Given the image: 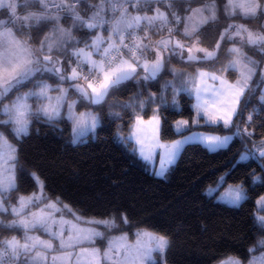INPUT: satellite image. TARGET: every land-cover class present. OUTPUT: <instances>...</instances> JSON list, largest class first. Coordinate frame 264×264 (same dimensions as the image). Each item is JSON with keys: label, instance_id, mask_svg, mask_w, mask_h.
I'll return each mask as SVG.
<instances>
[{"label": "snow or ice", "instance_id": "snow-or-ice-1", "mask_svg": "<svg viewBox=\"0 0 264 264\" xmlns=\"http://www.w3.org/2000/svg\"><path fill=\"white\" fill-rule=\"evenodd\" d=\"M221 16L230 22L221 26ZM253 19H264V0H0V216L11 217L0 219V264H157L153 254L163 257L170 245L168 236L146 228L138 229L134 240L122 234L109 238L103 250L96 247V239L104 237L98 227L118 228L116 217L79 214L59 196L50 197L45 180L35 172L31 176L36 190L12 200V193L19 191L17 171L22 174L25 169L9 136L20 141L30 135L34 123L57 127L68 121L73 132L70 142L80 143L95 131L101 116L91 107L78 111L77 105H104L129 81L146 85L158 82L165 72L173 77L164 81L159 93L142 98L138 91L130 100L113 105L132 116L127 135L117 133L119 142L131 144L130 151L146 162H154L159 150L155 175L164 177L187 145L216 152L228 148L234 138L243 149L236 164L255 161L264 171V135L255 138L256 121H264V24L253 28L237 22ZM213 24L221 30L205 46L208 26ZM44 29L48 31L34 45L30 34ZM246 48L260 58L249 55ZM222 52L227 62L210 70ZM173 58L193 70L169 67ZM229 72L236 73L235 79H229ZM169 89L171 103L165 95ZM70 91L78 100H69ZM10 93L14 97L3 103ZM182 94L193 100V114L174 122L181 139L162 140L161 127L167 119L162 109L183 116ZM149 108L152 114L145 119ZM109 116L123 119L121 112L110 111ZM202 121L228 129L231 135H184ZM229 174L220 177L216 189H209L210 197ZM251 177L253 185L264 186V176L253 171ZM215 198L239 206L250 197L241 183L229 185ZM256 203L264 211V195ZM120 220L128 223L126 216ZM255 220L264 229V215ZM258 244L264 246V239ZM220 264L241 261L229 257ZM249 264H264V255L253 257Z\"/></svg>", "mask_w": 264, "mask_h": 264}, {"label": "trees", "instance_id": "trees-1", "mask_svg": "<svg viewBox=\"0 0 264 264\" xmlns=\"http://www.w3.org/2000/svg\"><path fill=\"white\" fill-rule=\"evenodd\" d=\"M218 2L222 3V0ZM239 21L253 28L263 24V19L237 22ZM229 22L221 16L219 23L222 26ZM47 30H33L30 34L31 42H39ZM219 30L220 27L215 24L208 26L205 46L212 44ZM28 35L25 33L24 38ZM76 35L80 36L81 33L77 32ZM229 46L226 45L225 48ZM245 50L249 55L260 58L254 49ZM227 59V55L222 52L219 60L210 66V70L221 68ZM168 66L193 70L175 58ZM228 76L229 79H234L236 73L229 72ZM171 79L172 75L165 72L158 78V82H148L145 85L129 81L120 91L109 96L104 105L78 104L79 110L91 107L101 116L95 135L89 133L80 143L70 142L72 127L68 121L58 122L57 127L34 123L30 135L20 141L9 136L17 145L25 169L22 174L17 171L19 191L12 193L13 203L16 195H27L36 190L31 176L35 172L45 180V191L50 197L55 199L59 196L74 211L79 210V214L101 219L115 216L119 227L107 230L102 225L104 236L127 231L130 237H134V230L137 228H146L168 236L170 245L164 253L166 264H216L228 256L245 263L252 255L264 250V246L258 244L259 240L264 239V229L255 220L257 213L264 215V211L257 210L256 203L259 196L264 195V186L253 185L251 177L253 171L261 176H264V171L259 162L236 164L243 151L238 139L234 138L228 148L216 152H210L198 144L185 146L164 177L147 169L144 161L130 151L131 144L119 142L117 133L127 135L132 116L113 105L130 100L138 91L143 92L142 98H146L149 92L159 93L164 81ZM14 94L10 93L6 99H11ZM165 95L171 103V90ZM179 101L183 116L177 115L172 109H162L161 115L167 118L161 127L162 140L171 141L182 137L175 132L174 122L181 118L190 119L193 114L190 107L193 100L190 97L182 94ZM250 110L251 105L248 111ZM110 111L121 112L123 119L113 120L109 116ZM248 111L244 112V119L247 118ZM151 114L149 108L145 119ZM262 122L264 121H256L257 139L264 135V127L259 126ZM192 131L220 134L230 132L221 126L205 125L203 122L192 126L184 135ZM234 165L236 166L233 167ZM225 173L230 174L210 197L206 189L217 186ZM241 183L250 198L239 206L227 205L215 198L227 185ZM121 215L128 218V223H121ZM0 219L8 221L11 217L2 215ZM3 234L22 235L20 232ZM103 239L98 238L97 242L102 244ZM251 248H255V251L250 252ZM156 262L161 264L160 260Z\"/></svg>", "mask_w": 264, "mask_h": 264}, {"label": "rangeland", "instance_id": "rangeland-1", "mask_svg": "<svg viewBox=\"0 0 264 264\" xmlns=\"http://www.w3.org/2000/svg\"><path fill=\"white\" fill-rule=\"evenodd\" d=\"M238 21V20H237ZM238 23H243V22H241V21H239ZM48 31V30H47ZM105 34V33H104ZM105 35H107V34H105ZM44 36V35H43ZM43 36H42V38H43ZM41 38V39H42ZM40 39V40H41ZM38 43L39 42H37V43H35L34 45H38ZM235 79V78H234ZM64 87H67L68 85L67 84H64L63 85ZM29 88L31 87V85L30 86H28ZM21 91H27V88H22L21 89ZM15 95V94H14ZM14 95H13V97H14ZM12 97V98H13ZM11 98V99H12ZM6 97L4 98V100H3V103H9L10 102V98L9 99H6ZM69 100H78V96H77V94L74 92V91H70V93H69ZM86 108H84L83 110H79L78 109V105H77V110L78 111H84ZM91 110H93V109H91ZM94 111V110H93ZM96 112V111H95ZM98 113V112H97ZM71 127H72V125H71ZM95 132H96V129H95V131L94 132H89V133H91L93 136L95 135ZM192 132H198V133H204V134H210V133H212V132H203V131H192ZM89 133H87L86 135H88ZM191 134V132L189 133V134H187V135H190ZM212 134H217V135H221V136H224V135H231V133L229 132V133H223V134H220V133H212ZM85 135V136H86ZM72 137H73V132H72V130H71V139H72ZM82 139H84L83 137L81 138V140ZM179 139H181V138H179ZM11 140V139H10ZM177 140V139H176ZM14 144H15V142L14 141H12ZM144 163H145V167L147 168V169H149L150 171H152V172H155V170H157L158 168H159V150H158V152H157V156H156V159H155V161L154 162H145L144 161ZM165 176H167V173H166V175ZM220 180V179H219ZM229 185H237V184H229ZM229 185H227L226 187H224L220 192H219V194H218V196L217 197H219L222 193H224L227 189H228V187H229ZM217 188V186H209L207 189H206V193H209V189H216ZM259 209V206L257 205V210ZM260 210V209H259ZM259 215H261L260 213H257V216H259ZM98 219H101V218H98ZM138 229H141V228H137V229H135L134 230V233L138 230ZM98 230L99 231H101V232H103V228H102V225L101 226H99L98 227ZM149 230V229H148ZM151 231V230H150ZM154 232V231H153ZM157 233V232H156ZM38 234H40V235H42L43 236V238H47L46 236H44V234L43 233H38ZM122 234H127V236H128V238H129V240H134L135 239V235H134V237H130V235H129V233L126 231H124V232H120V233H111V234H109V235H105L103 238V240H104V242L101 244L100 243V241H99V243L97 242V240H98V238L96 239V241H95V246L96 247H99V248H101L102 250H103V248H105L106 246H107V242H108V239L109 238H111V237H113V236H120V235H122ZM160 234V233H159ZM102 240V241H103ZM101 241V242H102ZM262 255H264V251H261V252H259V254H257V255H254V256H251L250 257V259L247 261V262H245V263H243L242 261H241V264H249V261L250 260H252V258L253 257H261ZM229 257H233V256H228V257H225V258H223L222 260H226L227 258H229ZM236 258V257H235ZM153 259L155 260V261H157V260H160L161 261V264H166V262H165V258H164V255H163V257H161L159 254H156V253H154L153 254ZM238 259V258H237ZM222 260H220V261H222ZM240 260V259H239ZM220 261L219 262H217L216 264H220Z\"/></svg>", "mask_w": 264, "mask_h": 264}, {"label": "crops", "instance_id": "crops-1", "mask_svg": "<svg viewBox=\"0 0 264 264\" xmlns=\"http://www.w3.org/2000/svg\"><path fill=\"white\" fill-rule=\"evenodd\" d=\"M263 24H264V19H263ZM154 39L155 38H157V37H153ZM203 122V121H202ZM180 138H182V137H180ZM179 139V138H178ZM144 161V160H143ZM146 162V161H145ZM262 251H264V250H262ZM257 254H259V253H257ZM257 254H254V255H257ZM254 255H252V256H254Z\"/></svg>", "mask_w": 264, "mask_h": 264}]
</instances>
